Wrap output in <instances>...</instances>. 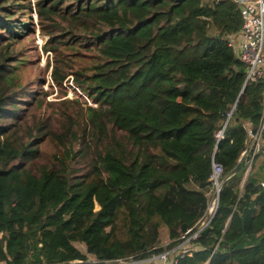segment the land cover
Segmentation results:
<instances>
[{"label": "trees", "instance_id": "obj_1", "mask_svg": "<svg viewBox=\"0 0 264 264\" xmlns=\"http://www.w3.org/2000/svg\"><path fill=\"white\" fill-rule=\"evenodd\" d=\"M240 22L231 0H0V264H264V126L238 175L264 82L228 45ZM35 28L52 101L17 49ZM68 78L91 104L61 98Z\"/></svg>", "mask_w": 264, "mask_h": 264}, {"label": "built area", "instance_id": "obj_2", "mask_svg": "<svg viewBox=\"0 0 264 264\" xmlns=\"http://www.w3.org/2000/svg\"><path fill=\"white\" fill-rule=\"evenodd\" d=\"M202 3L209 0H200ZM235 5L240 17V29L233 35H228V45L232 48L237 59L242 62L245 67V80L262 79L264 82V0H231ZM264 126V107L259 118L257 127L254 129L253 134H250V130H247L249 135V142L246 147L247 151H250L251 155L249 162L253 154L257 151L259 136ZM211 183L213 184L214 193L217 194L219 183L217 177L220 173V167L216 164L211 165ZM262 191L264 192V182L259 183ZM216 202H211L208 207L209 218L206 221H201L194 232H191L189 236L184 238L181 244L187 243L189 239H194L198 232L202 231L208 223L210 217L215 209ZM187 230L186 232H188ZM161 257V260H159ZM160 262V264H166L163 259V255H150L146 259H142L138 262ZM136 262H130L127 260L116 261L113 264H133ZM68 264H95V259L89 256L86 261L71 262ZM157 264V263H155Z\"/></svg>", "mask_w": 264, "mask_h": 264}, {"label": "rangeland", "instance_id": "obj_3", "mask_svg": "<svg viewBox=\"0 0 264 264\" xmlns=\"http://www.w3.org/2000/svg\"><path fill=\"white\" fill-rule=\"evenodd\" d=\"M29 2L31 4L32 0H29ZM25 13H26V11H25ZM31 19H32L33 22H35L34 15L31 16ZM43 39H44V37H41L38 34V31H37L36 28H35V30L31 29L30 33H28L26 35V37H24L22 39V41L20 42V44H19L17 49L20 50L21 52H23L24 58H25L26 62L29 64V69L27 71V76L29 77V76H31V74H35L39 78L44 80L42 89L46 90L48 92V96L46 97V99L49 100V101H52V100H55V98L57 96H59L60 93H59V91L57 90L56 87H54L51 92H50V90L47 87V83L49 81L48 80V76H47V72L44 73L43 69H42V65H43V62L45 60V54L40 49V45H41ZM62 88H63V92L64 93L61 96V98L71 99L73 97L79 96L81 102L86 100L87 104H91L87 100V98L84 97L83 94H80V91L71 84L70 78H68L66 81H64L62 83ZM257 161L262 162L260 159H257ZM247 166H248V164H247ZM247 166H244V167L240 168L239 171H238V175H240L242 177V175L245 174L247 169H248ZM211 185L213 186L212 183H211ZM209 191L212 192L213 191V187H211L208 190V192ZM209 194L212 195V193H209ZM159 237H160L161 243H165L166 242V229H165V227L163 225H161L160 228H159ZM75 246L79 250H83V247H82V245L80 243H75ZM175 253H176V251L173 252V253H161V255H163V259L165 260L166 264L169 261L170 255H172V259H173V255ZM148 257H149V255H146V254L143 255V259H146ZM159 260H161V257H160ZM155 263L160 264V262H155Z\"/></svg>", "mask_w": 264, "mask_h": 264}, {"label": "crops", "instance_id": "obj_4", "mask_svg": "<svg viewBox=\"0 0 264 264\" xmlns=\"http://www.w3.org/2000/svg\"><path fill=\"white\" fill-rule=\"evenodd\" d=\"M262 161V160H261ZM254 168L255 169H258L260 168L261 170L264 169V162H260V161H257L255 164H254ZM186 246V243L184 244ZM172 261V255H170V258H169V261L167 264H170V262Z\"/></svg>", "mask_w": 264, "mask_h": 264}, {"label": "water", "instance_id": "obj_5", "mask_svg": "<svg viewBox=\"0 0 264 264\" xmlns=\"http://www.w3.org/2000/svg\"><path fill=\"white\" fill-rule=\"evenodd\" d=\"M253 132H254V129H251V130H250V134H253ZM220 133H221V132H218V133H217V136H219ZM215 152H216V150H215ZM210 181H211V179H210ZM207 229H208V228H205L204 231H203V233H205V232L207 231Z\"/></svg>", "mask_w": 264, "mask_h": 264}, {"label": "clouds", "instance_id": "obj_6", "mask_svg": "<svg viewBox=\"0 0 264 264\" xmlns=\"http://www.w3.org/2000/svg\"><path fill=\"white\" fill-rule=\"evenodd\" d=\"M249 168V167H248Z\"/></svg>", "mask_w": 264, "mask_h": 264}]
</instances>
